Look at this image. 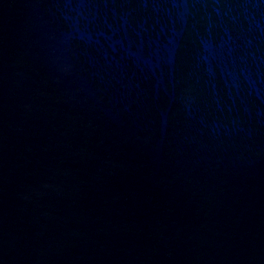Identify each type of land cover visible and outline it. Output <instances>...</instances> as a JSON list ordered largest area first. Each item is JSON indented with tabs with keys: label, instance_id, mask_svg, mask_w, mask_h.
<instances>
[{
	"label": "water",
	"instance_id": "95a60500",
	"mask_svg": "<svg viewBox=\"0 0 264 264\" xmlns=\"http://www.w3.org/2000/svg\"><path fill=\"white\" fill-rule=\"evenodd\" d=\"M0 264H264V0H0Z\"/></svg>",
	"mask_w": 264,
	"mask_h": 264
}]
</instances>
